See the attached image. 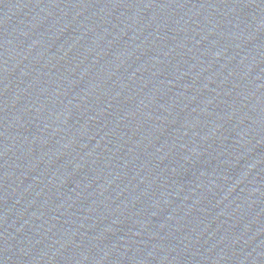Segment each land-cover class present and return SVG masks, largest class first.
Returning <instances> with one entry per match:
<instances>
[{
	"label": "water",
	"instance_id": "95a60500",
	"mask_svg": "<svg viewBox=\"0 0 264 264\" xmlns=\"http://www.w3.org/2000/svg\"><path fill=\"white\" fill-rule=\"evenodd\" d=\"M0 264H264V0H0Z\"/></svg>",
	"mask_w": 264,
	"mask_h": 264
}]
</instances>
